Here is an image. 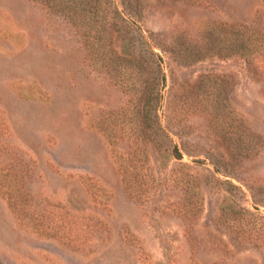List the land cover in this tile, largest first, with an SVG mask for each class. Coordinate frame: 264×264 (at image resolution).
<instances>
[{
    "label": "rangeland",
    "instance_id": "obj_1",
    "mask_svg": "<svg viewBox=\"0 0 264 264\" xmlns=\"http://www.w3.org/2000/svg\"><path fill=\"white\" fill-rule=\"evenodd\" d=\"M140 3L145 29L203 51L190 62L161 52L173 114L190 92L215 102L185 118L191 155L170 162L148 147L132 172L126 140L114 148L106 131L131 97L117 71L90 64L93 48L43 0H0V264H264V0ZM237 33L249 50L225 47ZM234 147L247 152L231 158ZM216 160L242 193L207 179ZM21 171L28 211L7 201ZM231 198L261 213H244V235L221 222Z\"/></svg>",
    "mask_w": 264,
    "mask_h": 264
},
{
    "label": "trees",
    "instance_id": "obj_2",
    "mask_svg": "<svg viewBox=\"0 0 264 264\" xmlns=\"http://www.w3.org/2000/svg\"><path fill=\"white\" fill-rule=\"evenodd\" d=\"M43 1L48 8L60 12L75 25L81 33L84 45L87 48L88 45L93 48L89 54L87 51L90 64L95 68L105 69L112 77L117 71L115 78L118 80L117 84L129 91L131 95L126 107L123 106L120 112L108 111L110 126L107 125L106 129L110 143L114 148L120 141L126 140L125 142H127V154L130 155V158L128 157V164L125 165V169L127 168L132 172L137 171L138 164L145 158L144 150L148 147H151L156 153L162 154V156H167L170 162L173 160L180 161L184 153L191 155L186 147L187 141L184 139L185 129L189 127L186 119L198 109L203 110L209 105L213 106L215 99L197 100L190 92L182 99L179 107L176 108L177 112L173 114L169 97L163 99L162 94L167 83V76L163 70L161 52H166L167 46L165 44H169L170 51L175 52L182 61H196L203 56V51L195 48L196 45L198 46L196 39L184 38L175 43H167L164 38L145 29L142 24L140 0ZM240 26L245 28L244 24H240ZM237 34L236 39L234 41L231 39L225 47L234 50V47L240 45L243 52L249 50L251 47L248 42L249 38H245V34H243L244 36L240 33ZM261 39L254 37V41L258 40L262 44ZM115 41L118 42L117 48H114V44L117 43ZM260 45L254 46V49L258 50ZM127 73H129L128 77H125ZM132 77L135 80L132 81ZM230 138V134L224 133V139ZM230 152L231 158H238V156H242V152H247V149L234 147L230 148ZM199 161L203 163V161ZM180 164L189 166L183 162ZM226 168L227 163L225 162L220 163V165L217 160L212 162L211 168L205 167L208 172L207 179H211L218 190L242 193L238 185L229 179L218 176V174L225 175L223 172L231 173ZM21 174L22 176H18V179L15 178L14 184L11 186L19 191L18 194L8 195L7 201L12 207L28 211L24 207L32 205L30 200L34 196L29 193L30 190L26 186L28 182L26 173H24V177L23 171ZM29 177L31 178V175ZM138 181L135 178L128 181L134 196L137 195L135 193L142 190ZM244 213L249 216L255 214L232 200V203L223 209L221 222L230 229L234 228L235 233L244 235V232L247 231ZM258 213L256 211L255 215ZM37 216L39 217V215ZM43 218H45L44 214L39 217V221L42 222ZM65 224H69V221L62 215L60 228ZM258 232L256 229H252L247 237L254 241L259 240L262 236Z\"/></svg>",
    "mask_w": 264,
    "mask_h": 264
}]
</instances>
